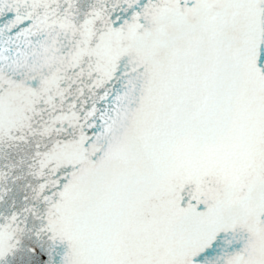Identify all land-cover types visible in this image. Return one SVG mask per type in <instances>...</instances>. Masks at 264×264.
Returning a JSON list of instances; mask_svg holds the SVG:
<instances>
[{"label":"snow or ice","instance_id":"6c2138e0","mask_svg":"<svg viewBox=\"0 0 264 264\" xmlns=\"http://www.w3.org/2000/svg\"><path fill=\"white\" fill-rule=\"evenodd\" d=\"M0 264H264V0H0Z\"/></svg>","mask_w":264,"mask_h":264}]
</instances>
